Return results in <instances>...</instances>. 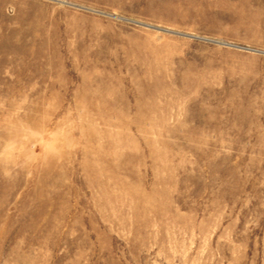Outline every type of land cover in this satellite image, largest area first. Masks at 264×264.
Segmentation results:
<instances>
[{"label": "rangeland", "instance_id": "374dc122", "mask_svg": "<svg viewBox=\"0 0 264 264\" xmlns=\"http://www.w3.org/2000/svg\"><path fill=\"white\" fill-rule=\"evenodd\" d=\"M0 264H264V0H0Z\"/></svg>", "mask_w": 264, "mask_h": 264}]
</instances>
